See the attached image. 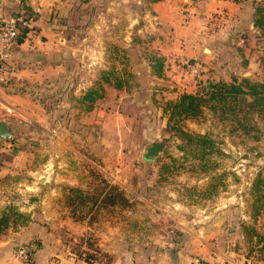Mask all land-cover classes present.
I'll use <instances>...</instances> for the list:
<instances>
[{"label":"rangeland","instance_id":"374dc122","mask_svg":"<svg viewBox=\"0 0 264 264\" xmlns=\"http://www.w3.org/2000/svg\"><path fill=\"white\" fill-rule=\"evenodd\" d=\"M79 1L77 13L84 27L95 22L107 23L109 0ZM157 1L168 0H119L117 19L124 17L127 20L123 21L124 26L135 19L139 24H148L156 12L153 3ZM253 1L261 0L240 3L247 6L242 23L253 20ZM187 2L177 0L178 10L181 11ZM122 4L128 9L124 10L125 15L121 13ZM183 11L189 13V10ZM192 13L197 15L198 12ZM230 23L225 13L222 25ZM241 25L239 22L238 26L229 27L228 35L216 40L221 52L212 60L204 56L202 50H198L196 58L184 56L202 65L203 80L199 87L190 82L189 74L180 81L171 70H168L170 76L165 73V77L160 78L155 74L152 57L158 54L166 61L168 57L160 54L157 43H152L154 34H146L144 39L134 33L131 36L134 45L126 50L121 45L115 46L113 41L117 35L110 37L109 28L100 29L104 42L98 47V80L93 88H103L102 97L89 108L83 100L87 91L75 94L70 90L67 94L49 97L46 94L45 100L50 102L45 105L47 111H43L47 112L45 120L13 121L14 138H0L2 142H11L12 149L19 150L12 156L7 150V158L15 170L9 180L16 182L18 189H26L19 182L37 187V194L30 188L27 197L19 190H14L16 193L11 194L12 197L26 205L33 197L39 201L52 191L60 190L69 196V186L60 187L73 179H77L79 185L71 187L82 189L89 197L104 187L105 182L119 186L133 201L131 208H93L89 204L74 212L71 206L66 207L71 218L77 221L91 214L94 232L76 235L70 228L72 222L66 225L70 230L62 237V243L78 257L76 249L90 251L100 264H149L153 261L158 264L161 258L168 263L193 264L200 259L231 264L238 255L251 263L264 261V201L253 191L259 177L264 183V122L256 115L259 130L247 134L239 130L232 115L223 119L220 112L209 108L200 118L185 119L182 122L185 130L207 135L214 141V149L209 152L186 145L174 134L165 111L182 93L177 92L178 83H184L188 91L201 92L204 81L208 77L211 79L217 70L222 69L220 78L227 82L233 77L241 79L242 73L247 71L255 72L252 80L264 82V40L259 39L256 27L248 25L233 37ZM170 27L165 32L174 31L175 28ZM116 34H121L122 38L129 36L126 28ZM178 37L185 39L183 35ZM160 38L163 40L164 36ZM242 39L244 42L238 43ZM172 53L168 56L181 57L172 56ZM209 61H214L216 68L209 69L212 64ZM105 72H112L110 82L103 80ZM117 78L125 81L126 91H116ZM59 104L61 106H57ZM154 142L163 144L164 150L158 158L148 162L143 153ZM21 197L29 200L23 201ZM33 211L34 219L43 218L40 203L34 205ZM248 226L254 227L262 237L249 239L245 233ZM111 228L116 232L108 238Z\"/></svg>","mask_w":264,"mask_h":264},{"label":"crops","instance_id":"0c3cea01","mask_svg":"<svg viewBox=\"0 0 264 264\" xmlns=\"http://www.w3.org/2000/svg\"><path fill=\"white\" fill-rule=\"evenodd\" d=\"M118 1H107L106 14L108 15V21L106 24L95 22L84 27L81 23V16L77 13V7L81 2L79 0H0V21L15 16L27 8H31L37 14L32 19L31 29L26 36L12 48L9 83L0 91V121H6L11 128V123L16 120H45L47 112L43 111H47L45 105L47 101L50 102V100H45L46 94L47 97L52 94L62 95L63 93L67 94L70 90H73L75 94H82L93 88V85L98 80L97 62L100 56L98 47L104 42L99 31L104 27L109 28L110 37L117 35L115 41H113L115 46L116 44L121 45L126 50H130L129 47L134 45V40L131 38L134 33L144 39L146 38L145 35L150 33L156 36L152 43H157L161 48L160 54L166 57H169L168 55L174 52V54L181 56H194L196 58L197 56L195 55L198 50H202L203 55L207 56L209 60H212L215 55L217 56L221 52L216 40L224 35L227 36L229 27L238 26L239 22L243 24L239 27L240 29L234 31L233 37L237 36L247 25L250 28H255L253 22L248 19L242 23L244 14L247 15V6L233 0H188L181 11L178 10L177 0L157 1L153 3V10L156 12L148 20V24H139L137 19H135L130 25L124 26L123 21L127 22V20L124 17H121L119 21L117 19L118 10L120 9ZM122 5L121 13L125 15L124 10L128 9L124 4ZM183 10H189V13L185 14ZM194 11L198 12L197 15L192 13ZM216 12H224L227 16L229 15L231 23L227 26L221 23L222 26H218L215 33L210 34L208 36L210 38H206L204 42L201 37L204 34L203 30L207 29L206 18ZM225 21L227 22L228 19ZM162 24L163 26H160ZM169 26L175 29L167 33L165 30ZM124 28H126L129 36L126 35L122 38L120 37L122 36L121 34L118 35L116 33ZM179 35H183L185 39L179 38ZM160 36H164L163 40H161ZM241 41L244 42L242 39L238 43ZM206 43H209L210 46L205 47ZM174 54L172 56H175ZM207 54L210 55L208 56ZM209 62L212 63L208 66L209 69L216 68L214 61ZM206 69L208 70V68ZM220 72H222V69L215 71L214 75L220 77ZM230 73L232 77L233 72L230 71ZM253 73L255 74V72ZM166 76H170L168 72ZM176 76H178V81H180L187 75ZM190 78V82L197 85L191 76ZM209 79L208 77L204 81L205 85L209 83ZM197 86L199 87V85ZM125 88L123 86L115 89L116 91H124ZM177 88V92L188 91L184 89L186 88L184 83H178ZM7 109L12 111L8 112ZM1 142L0 215L6 206L18 205L21 211L31 214L32 220L25 226L9 228L8 232L0 237V264H20L15 259L17 248L20 245L30 243L34 238H40L42 244L35 252L33 260L23 264H100L98 262L89 263L85 261L72 252L69 246L67 247L66 244L62 243V237H64L65 233H68L70 228L79 236H84L85 232H94L90 223L91 214L89 218L84 220L80 218L77 221V219L71 218L66 208L71 206L69 196H66L64 192L62 193L59 190L54 193L51 190L52 193L48 192L39 201L34 199V197L31 200L21 197L23 201L27 202L29 200L26 205L21 203L22 201L18 202V198L12 197L11 194L16 193L14 190L25 192L23 195L27 197L26 192H28V189L31 188L35 193L37 187L32 184L27 185L19 182V185H25L26 189L21 187V189H18L16 182L9 180V175H13L15 170L9 158H7V152L9 151L11 156L15 154H13L11 142ZM73 185H79V181L73 179V182L64 183L60 188L63 189L64 186L71 187ZM55 194H57L56 197ZM20 203L22 204L21 206L19 205ZM36 203H40L42 207V219H34L35 211L32 212V210ZM72 222V227L67 228L66 225L68 226ZM114 230V228L109 230L110 234L107 233L108 238L116 232ZM174 256L177 257V254H174ZM216 261L219 262V259ZM254 261V263H251V260L238 255L231 264H264V261L261 260ZM149 264L157 263L153 261ZM158 264L183 263L181 261L168 263L165 258H161Z\"/></svg>","mask_w":264,"mask_h":264},{"label":"trees","instance_id":"16d2710c","mask_svg":"<svg viewBox=\"0 0 264 264\" xmlns=\"http://www.w3.org/2000/svg\"><path fill=\"white\" fill-rule=\"evenodd\" d=\"M237 3H244L247 0H233ZM254 18L252 20L254 27L258 30V37L264 40V0L253 1ZM24 14L31 19L36 17V13L31 8L25 9ZM31 29V24L20 27L19 40L23 39ZM18 40V41H19ZM153 70L159 77H165L166 59L155 54L151 59ZM112 72H105L103 80L110 82ZM212 89H208L203 85L201 92H182L179 97L168 104L165 111L169 114V128L185 141L186 145L201 147L204 151L212 152L214 149V141L207 135L197 134L187 131L183 128L182 122L188 118H200L206 108L214 112H220L223 119L232 115L239 130L244 133H250L252 130L258 129L256 115L264 122V82L254 81L248 77H233L231 82H227L220 77L212 75L209 79ZM115 86L122 88L125 81L122 78L115 79ZM103 88H91L83 96V100L89 104V108L102 97ZM240 116L241 118H239ZM259 130V129H258ZM202 159L204 156L201 157ZM260 178V177H259ZM258 178L253 185V191L256 192L258 198L264 201V183ZM105 182V181H103ZM105 186L97 190L92 197H89L82 189L78 187H69V203L76 212L78 207L103 208H131L134 206L133 201L124 193L117 185H110L105 182ZM75 214V213H74ZM84 219V218H81ZM31 215L20 211L16 205H8L0 215V237L6 234L9 228H18L25 226L31 221ZM245 233L250 239L253 236L262 237L254 227L245 228ZM30 245L31 260H33L35 252L39 249L41 241L32 239ZM99 249H97L98 251ZM100 252V251H98ZM76 253L80 258L92 263L98 260L90 251H79Z\"/></svg>","mask_w":264,"mask_h":264},{"label":"built area","instance_id":"2783aa9c","mask_svg":"<svg viewBox=\"0 0 264 264\" xmlns=\"http://www.w3.org/2000/svg\"><path fill=\"white\" fill-rule=\"evenodd\" d=\"M225 18L224 12L212 13L206 18V27L202 39H206L208 35L223 22ZM32 23L24 12L18 13L15 16L6 18L0 21V91L9 83L11 73V51L14 45L18 43L20 35V27L28 26ZM171 70L176 75H190L192 80L199 85L203 80L202 65L198 62L192 63L187 57H168L166 61V73ZM173 74V75H174ZM184 92V91H183ZM11 112V109H7ZM15 259L18 263H28L31 260V251L28 244L20 245L15 253ZM193 264H219L215 262H205L196 259Z\"/></svg>","mask_w":264,"mask_h":264},{"label":"water","instance_id":"95a60500","mask_svg":"<svg viewBox=\"0 0 264 264\" xmlns=\"http://www.w3.org/2000/svg\"><path fill=\"white\" fill-rule=\"evenodd\" d=\"M243 76L253 79L255 77V74L251 71H247L244 73ZM206 86L208 89H212L210 83H206ZM0 138L4 140H11L14 138L13 131L4 120L0 121ZM163 150H164L163 144L159 142H154L151 146L146 148V151L143 153V157L145 158L146 161L151 162L156 158H158L160 154L163 152ZM17 152H19V150L13 149V153H17Z\"/></svg>","mask_w":264,"mask_h":264}]
</instances>
